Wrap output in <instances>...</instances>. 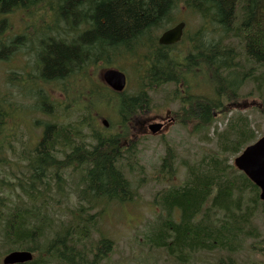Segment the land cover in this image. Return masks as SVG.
<instances>
[{"label":"trees","instance_id":"1","mask_svg":"<svg viewBox=\"0 0 264 264\" xmlns=\"http://www.w3.org/2000/svg\"><path fill=\"white\" fill-rule=\"evenodd\" d=\"M182 2L207 25L211 20L222 27L225 35L231 32L240 38L244 54H238L241 62H234L233 49L205 41L207 33L202 32L208 48H197L201 55L189 69L195 72L207 68V92L184 96L181 87H177L167 98L171 101L182 97L179 120L193 125L195 132L211 130L216 120L227 116L234 106L239 110L222 130L215 127L218 146L213 154L190 165L182 184L160 194L157 205L169 215L176 210L177 217L168 222L163 232L154 229L147 242L164 248L179 262L187 261L194 253L222 250L228 255L218 264H236L232 254L247 244L246 238L259 235L251 224L264 206L259 199L260 190L230 157L258 139L238 99L247 80L264 96V0H0V62L12 61L17 52L25 49L32 56L34 71L22 75L13 71L6 78L5 88L0 86V168L7 166L11 158L7 152L12 149L13 127L23 126L18 117L10 121L13 113L34 110L51 117L44 122L41 140L31 141L29 151L19 154L18 158L28 161L21 172L8 179L2 177L0 169V220L4 234L16 247L40 253L36 260L25 264H46L53 259L59 264H79L78 229L86 220L71 226L74 218L81 220L86 212L79 200L88 201L93 207L90 202L97 198L127 199L129 182L120 166V135L110 132L111 128L106 132L98 128L95 107L102 102L117 107L122 117L120 128L128 133L129 121L140 110L149 108L150 97L143 87L137 96L117 98L107 92L110 90L97 81L91 70L121 48L143 46L151 54L147 56L144 86L155 89L171 82L181 83L185 74H176L175 67L186 66L188 58L177 61L175 55L168 54L167 47H154L147 37L166 22L177 20L172 12ZM17 11L29 16L28 25L34 30L7 36L12 27L9 16ZM37 34L41 36L33 43ZM84 81L89 85L84 86ZM51 83H57L62 91L60 99L46 88ZM182 83L184 88L188 85L186 81ZM11 86L17 89L16 95L11 93ZM26 99H33V103L19 106ZM258 109L264 113V98ZM87 134L95 139L94 144L87 140ZM164 167L170 173L175 170L168 156ZM73 173H80L75 207L78 216L68 223H59L53 211L55 204L47 192L51 194L55 188L57 194H63V181ZM17 191L23 204L7 205L6 201ZM95 215L98 213L91 217ZM43 237L47 240V258L39 244ZM101 244L112 249L108 239H102ZM250 247L260 255L259 261L250 264H264V238L259 236Z\"/></svg>","mask_w":264,"mask_h":264},{"label":"rangeland","instance_id":"2","mask_svg":"<svg viewBox=\"0 0 264 264\" xmlns=\"http://www.w3.org/2000/svg\"><path fill=\"white\" fill-rule=\"evenodd\" d=\"M193 11L191 7L186 6L185 4H180L175 11L176 16L184 15V18L189 17L190 12ZM213 13V12H212ZM51 17V16H50ZM181 18V17H180ZM28 20L27 22L23 21ZM50 20V19H49ZM189 21V32L188 38L197 37L194 35L196 29L207 30L205 35V41L208 42H220L226 45L227 49H233L237 44L238 40L233 37H225L223 29L213 23H201L200 20L187 18ZM30 18L25 13L17 11L10 18L12 27L10 30H7V36H14L16 33H31L33 28L28 25L30 23ZM61 29L64 28V23L61 21ZM26 27V28H25ZM24 31L21 32L22 29ZM82 30L83 27L80 26ZM161 30H155L147 37V40L153 39L160 33ZM41 35H34L32 42L34 43ZM74 37V36H72ZM71 38V37H70ZM133 46V45H132ZM140 50L134 48L133 50H124L119 49L114 52L112 56L111 63H106L105 61H100L97 65L91 70L96 77L98 78V73L106 65H116L121 66L128 78V86L126 92L129 95H137L140 91H137V85L140 81V72L144 69L146 64H141L143 61V56L151 55L148 53L143 46ZM138 51V56L136 50ZM95 53V51H93ZM144 53V55H143ZM244 54V52H243ZM137 57L139 59L138 63L133 58ZM14 58L19 60L18 65H14L13 60L10 62H0V86L5 88L6 78L13 71L19 73V75L26 73H34L32 65V56L27 53L25 49L20 50L14 55ZM236 62H239V59L236 58ZM261 71L259 69L257 73ZM18 75V76H19ZM136 76V77H135ZM84 86L89 85L88 81L83 82ZM51 94H53L55 99H60L63 96L62 91L57 87V83H51L46 87ZM174 89L171 84L165 85L161 88H158L154 93L149 91L150 105L148 110L144 112L137 113L136 119L138 122L144 121L149 116L154 114L157 111L165 113L166 110H170L171 114L173 111L177 110V103H167V95ZM11 93H17V89L11 86ZM39 97V95H38ZM37 97V98H38ZM264 98L261 95L251 81H246L245 85L239 91V99L241 103H244L245 100H253L256 104L258 100ZM41 100V99H39ZM33 103V99H26L20 101L19 106H28ZM96 107H100L101 113L107 115L106 118L114 119V127L112 132L116 131L118 122L121 119V115L112 108H107L105 106L101 107V104H98ZM173 110V111H172ZM34 110L22 111L20 113H13L10 121H14L17 117L22 121V127L12 130V150L8 153L11 158H9V163L2 170V177L8 179L13 178L15 175V163L19 158L18 153H21L22 150L26 152L29 151V143L31 141L38 143L42 138V132L44 122L51 119L50 116L37 112L34 114ZM235 111H231L229 116L232 115ZM244 114L249 116L252 129L255 131L256 135L264 134V114L257 110L254 106L243 110ZM39 124V127H35V120ZM101 122V118H99ZM227 120L225 118H218L214 123V127L218 126L222 130L226 126ZM137 126V124H134ZM35 131V132H31ZM134 132V129H133ZM206 136H209L206 138ZM218 144L216 137L213 134V128L211 130H205L202 132H195L193 125H184L172 123L170 128L164 133L163 136H155L152 134L143 135L135 139V156H139V163H136L133 170L129 171L125 166H122L124 175L130 179L136 197L132 200L127 201H108L106 203H101L98 201V204L95 208H88L86 212L82 215V219L75 220L74 224H82L78 229V234L80 238L87 243L88 255H92V251H95L99 245V240L103 237H107L113 241V250L110 251L103 244L100 245V249L97 248L98 256L108 255L107 257L101 259L98 264H218V262L225 258L228 254L222 250H215L213 252H198L190 256L187 261L177 262L174 258L167 257L165 254V249L157 248L150 245L147 242L146 236L152 231L155 222L157 221L160 214V209L155 205V196L158 191L165 187H173L174 185L182 184L186 176L187 166L195 163L202 156L206 154H213L216 150ZM168 150L174 156V166L176 174L172 179L168 175H163L160 172L163 158L167 155ZM210 154V155H211ZM215 156V155H214ZM211 156V157H214ZM235 156L230 157V161H233ZM26 162H28L26 160ZM19 164L20 160H19ZM20 169H23L20 167ZM80 182V173H73L67 175L64 183V193L57 194L56 189L53 188V192L50 194L47 192L48 199L53 202H59L64 216L67 219H71L74 216H78L76 211H68L69 207H74L77 204L78 198V186ZM21 193L14 192L6 201V204L9 206H16L17 204H23L19 200ZM30 203L27 202V205ZM95 215L91 217V215ZM254 225L257 227L259 232L264 238V211L260 210L253 221ZM2 225L0 223V263L4 254L16 247H3L1 244L2 241ZM42 244L43 242L40 241ZM85 243V244H86ZM250 241L239 251L232 254V257L235 260L236 264H250L260 260V257L256 252L252 251L250 247ZM85 246V245H84ZM82 246L84 249L85 247ZM44 248V244H43ZM46 248V247H45ZM101 256V257H102Z\"/></svg>","mask_w":264,"mask_h":264},{"label":"water","instance_id":"3","mask_svg":"<svg viewBox=\"0 0 264 264\" xmlns=\"http://www.w3.org/2000/svg\"><path fill=\"white\" fill-rule=\"evenodd\" d=\"M185 23L181 22L174 28L166 31L160 37L162 44H173L181 39ZM104 80L114 89L123 90L126 85V76L123 72L115 69L106 70L103 73ZM159 124L151 125V130L156 133ZM236 166L244 171L260 188V197L264 200V136L257 142L249 145L235 159ZM32 255L27 252H14L6 259V263H17L30 260Z\"/></svg>","mask_w":264,"mask_h":264},{"label":"flooded vegetation","instance_id":"4","mask_svg":"<svg viewBox=\"0 0 264 264\" xmlns=\"http://www.w3.org/2000/svg\"><path fill=\"white\" fill-rule=\"evenodd\" d=\"M149 119H151V118H148V119L138 123V126L135 128V130L138 133L145 134L148 130L147 122L149 121ZM153 119H157L158 121H160L163 124L164 128H166V126L168 125V122L173 120L174 118L169 117V115L168 116L159 115V116L154 117Z\"/></svg>","mask_w":264,"mask_h":264}]
</instances>
